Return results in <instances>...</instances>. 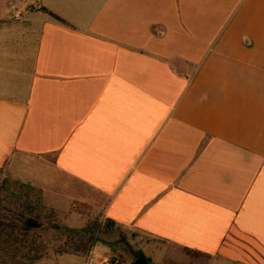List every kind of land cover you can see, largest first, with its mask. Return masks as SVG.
<instances>
[{"label": "crops", "instance_id": "0c3cea01", "mask_svg": "<svg viewBox=\"0 0 264 264\" xmlns=\"http://www.w3.org/2000/svg\"><path fill=\"white\" fill-rule=\"evenodd\" d=\"M3 1L0 169L147 238L264 264V0ZM9 1L29 5L20 20Z\"/></svg>", "mask_w": 264, "mask_h": 264}, {"label": "rangeland", "instance_id": "374dc122", "mask_svg": "<svg viewBox=\"0 0 264 264\" xmlns=\"http://www.w3.org/2000/svg\"><path fill=\"white\" fill-rule=\"evenodd\" d=\"M22 203L24 205L20 206ZM25 203L36 208L33 213L39 215L38 219L33 218ZM99 213L98 207L71 199L56 184L32 183L17 167L3 166L0 169V222L10 224L11 228L5 229L9 234L6 242L0 236V264H59L62 256L68 257L66 254L89 256V264L95 257L109 254L119 264H131L137 251L151 264H234L218 255H205L147 238L118 224L105 229V219H101ZM29 218L39 225L24 229L22 223ZM85 227L96 228L89 243H86L89 234L64 230ZM84 243L87 245L83 247Z\"/></svg>", "mask_w": 264, "mask_h": 264}, {"label": "trees", "instance_id": "16d2710c", "mask_svg": "<svg viewBox=\"0 0 264 264\" xmlns=\"http://www.w3.org/2000/svg\"><path fill=\"white\" fill-rule=\"evenodd\" d=\"M39 9L44 11V12H46V13H48V14H50V16L53 17V19H55V20H57L59 22H62V23L64 22L63 19H61L60 17H58L57 15L52 13L51 11L47 10L45 7H40ZM23 205H24L23 203L20 204V206H23ZM25 208L29 209L30 213H32L33 218L35 220L38 219L39 215L37 213H35V214L33 213V212H35L34 209H36L34 206L31 207L28 203H25ZM4 210L10 211V209H4ZM19 216L22 217L23 215H21V213H20ZM35 220L32 221V219H30V218L28 220H25L24 223H22V227H24V229H28V228H31V227H34V226H38L39 223L37 221H35ZM114 224H116V223H114V221H112L110 219H105V224H104L103 227L105 229H108V228H110V226H112ZM7 227L11 228V225L0 222V236H3V239H2L3 242H6L9 239V234L7 233V231H5V229ZM95 229L96 228H90V227H85V228H82L80 230L64 228V230H66V231H68L70 233L74 232V233H78V234L84 235V236L89 234L90 238L87 239L86 243H89L91 241V238H92V235L95 232ZM86 243L83 244V247L87 245ZM187 250H189V249H187ZM141 254H142L141 251H137V252H135V257H137L138 255H141ZM145 258L150 262V260L147 257H145Z\"/></svg>", "mask_w": 264, "mask_h": 264}, {"label": "built area", "instance_id": "2783aa9c", "mask_svg": "<svg viewBox=\"0 0 264 264\" xmlns=\"http://www.w3.org/2000/svg\"><path fill=\"white\" fill-rule=\"evenodd\" d=\"M8 9L12 19L20 20L23 17V15L27 13L29 9V5L17 1H9ZM96 264H119V263L112 255L103 254L100 257V259L96 262Z\"/></svg>", "mask_w": 264, "mask_h": 264}, {"label": "water", "instance_id": "95a60500", "mask_svg": "<svg viewBox=\"0 0 264 264\" xmlns=\"http://www.w3.org/2000/svg\"><path fill=\"white\" fill-rule=\"evenodd\" d=\"M131 264H151L143 254L138 255Z\"/></svg>", "mask_w": 264, "mask_h": 264}]
</instances>
